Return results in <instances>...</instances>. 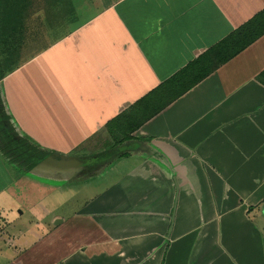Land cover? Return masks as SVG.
Instances as JSON below:
<instances>
[{
  "label": "crops",
  "instance_id": "1",
  "mask_svg": "<svg viewBox=\"0 0 264 264\" xmlns=\"http://www.w3.org/2000/svg\"><path fill=\"white\" fill-rule=\"evenodd\" d=\"M13 2L0 264H264V33L226 62L213 50L264 0ZM27 39L45 47L26 57Z\"/></svg>",
  "mask_w": 264,
  "mask_h": 264
},
{
  "label": "trees",
  "instance_id": "2",
  "mask_svg": "<svg viewBox=\"0 0 264 264\" xmlns=\"http://www.w3.org/2000/svg\"><path fill=\"white\" fill-rule=\"evenodd\" d=\"M261 33H264V11L257 15L253 21L242 26L231 36L217 44L213 49L216 52L217 60L220 61V63H223L236 56L241 50L251 44ZM160 109L161 108H155L154 113L156 114ZM148 115L152 116L150 114ZM27 155L33 158L35 164L43 161L48 156L46 152L41 150L38 151L37 149L30 150L27 152Z\"/></svg>",
  "mask_w": 264,
  "mask_h": 264
},
{
  "label": "rangeland",
  "instance_id": "3",
  "mask_svg": "<svg viewBox=\"0 0 264 264\" xmlns=\"http://www.w3.org/2000/svg\"><path fill=\"white\" fill-rule=\"evenodd\" d=\"M3 1V2H2ZM17 1L18 0H14V4H16L17 3ZM5 2H7V0H0V9H1V4L2 3H5ZM0 14H2L1 12H0ZM9 16H10V18L11 17H15L16 16V11H13V12H10L9 14H8ZM15 15V16H14ZM60 33H61V31H57L56 33H55V36H57V37H59L60 36ZM57 37H55V38H57ZM54 38V39H55ZM53 39V40H54ZM29 41V42H28ZM45 47V45H44V43H42V44H39V42H34V41H30L29 39H27V41H26V48H25V56L26 57H28L29 55H31V54H33L32 52L34 51V50H37V47ZM6 49H7V52H8V55L9 56H12L13 55V53H12V51H14L15 49H16V47H14L13 46V44H12V42H9V44H7L6 46ZM20 57H21V55H20ZM12 58H15V60H17V55H13L12 57H11V61H12ZM43 166H45V165H43ZM60 170H65V169H60ZM54 194H60V195H65V194H69V192H67V189H61L60 191H56ZM51 194L50 193H48V194H46V193H41V196H50ZM81 194H78L77 195V197L75 198V200H79L80 198H81ZM50 200H51V197H48V199H47V202H48V204L50 205V207H46V208H40V209H35L36 211H38V214L39 215H41V214H43V215H45V214H47V219L46 220H48L49 219V217L52 215L51 213L53 212V209H54V207H55V204L53 203V200H51V202H50ZM80 201V200H79ZM11 205V204H10ZM46 205V203H43V205L42 206H45ZM16 207V206H15ZM66 207H64V209H61L60 211H58V212H56V213H63L64 212V210H66L65 209ZM17 209H14V206L12 205V211L11 212H9L10 213V217H12L13 215H17L16 213H17ZM49 212V213H48ZM51 212V213H50ZM33 213H36L33 209H30L29 211L28 210H26L25 212H24V216H27L28 214H33Z\"/></svg>",
  "mask_w": 264,
  "mask_h": 264
},
{
  "label": "water",
  "instance_id": "4",
  "mask_svg": "<svg viewBox=\"0 0 264 264\" xmlns=\"http://www.w3.org/2000/svg\"><path fill=\"white\" fill-rule=\"evenodd\" d=\"M41 163L45 166L53 167L57 169L79 168L83 166V161L78 159L57 161V160H53L50 157H47Z\"/></svg>",
  "mask_w": 264,
  "mask_h": 264
}]
</instances>
